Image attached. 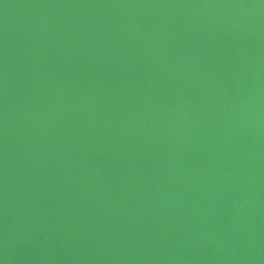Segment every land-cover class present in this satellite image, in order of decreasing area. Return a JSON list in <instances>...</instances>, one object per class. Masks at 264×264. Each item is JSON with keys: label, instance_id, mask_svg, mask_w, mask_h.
Instances as JSON below:
<instances>
[{"label": "water", "instance_id": "water-1", "mask_svg": "<svg viewBox=\"0 0 264 264\" xmlns=\"http://www.w3.org/2000/svg\"><path fill=\"white\" fill-rule=\"evenodd\" d=\"M0 264H264V0H0Z\"/></svg>", "mask_w": 264, "mask_h": 264}]
</instances>
